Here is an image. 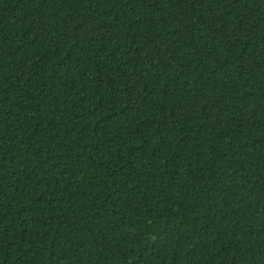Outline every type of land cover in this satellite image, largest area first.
Masks as SVG:
<instances>
[{"label":"trees","instance_id":"16d2710c","mask_svg":"<svg viewBox=\"0 0 264 264\" xmlns=\"http://www.w3.org/2000/svg\"><path fill=\"white\" fill-rule=\"evenodd\" d=\"M0 264H264V0H0Z\"/></svg>","mask_w":264,"mask_h":264}]
</instances>
